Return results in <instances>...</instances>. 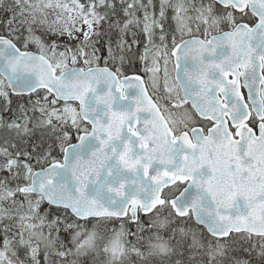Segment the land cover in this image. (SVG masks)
<instances>
[{
	"label": "snow or ice",
	"instance_id": "1",
	"mask_svg": "<svg viewBox=\"0 0 264 264\" xmlns=\"http://www.w3.org/2000/svg\"><path fill=\"white\" fill-rule=\"evenodd\" d=\"M0 264H264V0H0Z\"/></svg>",
	"mask_w": 264,
	"mask_h": 264
}]
</instances>
